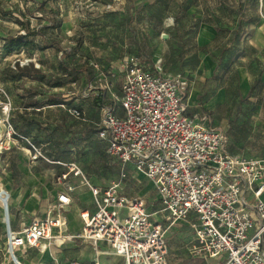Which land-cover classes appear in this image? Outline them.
<instances>
[{
	"label": "built area",
	"instance_id": "1",
	"mask_svg": "<svg viewBox=\"0 0 264 264\" xmlns=\"http://www.w3.org/2000/svg\"><path fill=\"white\" fill-rule=\"evenodd\" d=\"M258 1L264 18V0ZM168 36L162 32L161 40ZM91 64L105 84L91 85L90 90L111 89L113 79L98 61ZM120 73L119 94L113 92V103L100 105L99 118L91 121L108 155L119 162L118 177L107 185L92 182L75 159H49L42 145L19 133L10 121L16 107L8 91L0 87L4 115L0 153L23 141L31 161L43 158L65 168L56 175L60 183L57 201L43 217L16 230L4 212L0 264H22L20 250L42 251L51 243L72 238L91 241L94 256L89 261L73 258L64 262L53 257L54 264H101L104 251L99 243L107 245L121 264H168L170 230L178 222L186 223L191 231L188 251L206 264H213V259L221 264H264V157L229 152L225 132L209 126L207 115L188 111L180 94L181 74L167 73L162 58L145 64L134 54L124 55ZM58 105L75 119L89 121L84 110ZM117 105L122 113L117 112ZM130 166L153 184L159 204L156 210L149 211L141 196L125 193ZM75 178L87 186L91 208L80 210L82 226L73 234L67 230L63 212L72 203V192L78 186ZM1 192L7 203L11 192L0 187ZM157 213L161 215L156 217Z\"/></svg>",
	"mask_w": 264,
	"mask_h": 264
},
{
	"label": "rangeland",
	"instance_id": "2",
	"mask_svg": "<svg viewBox=\"0 0 264 264\" xmlns=\"http://www.w3.org/2000/svg\"><path fill=\"white\" fill-rule=\"evenodd\" d=\"M205 7L212 10L220 9L222 21L228 26L242 24L245 27L249 23H264L258 0H0V43L2 38L8 35L17 36L27 31L36 32L27 37L29 41H32L28 48L25 46L18 52L5 55L0 47V87L8 91L14 108L17 107L12 112L13 115L18 113L21 95L29 90L32 94L37 95L36 98H33L34 100L41 101L38 105L45 103L46 99L49 98L57 99V101H73L85 109L88 117L96 119L95 112L89 113L87 111L89 106L86 105L85 100L90 97L91 85L104 87L105 81L101 78L88 81L93 77V73L91 75L86 74L81 65L87 62L92 65L91 61H98L104 67L107 65L115 66V69L111 71L112 89L113 91L114 88L119 89L121 56L131 53L144 59L161 58L160 55L163 54L164 49V44H160L162 41L161 33L166 31L179 33L177 27L182 28L183 24H190L192 20L190 16H195L190 14V11ZM251 27L244 28L245 33L243 35L241 33V36L248 37L253 31ZM191 42H194L192 36ZM63 52H66L67 55L64 56ZM61 59H64V64L70 68L68 73H65L60 65ZM20 67L30 70L32 74L25 75L16 81L13 79V75L18 72ZM193 67L186 68L185 76L189 77L190 68L194 69ZM72 75L76 77L75 82L70 81ZM209 75L208 67L205 66L199 75H195V83L185 79V77L180 78V92L183 102H189L192 92L195 94L198 89H201L200 96L203 97H210L216 91L220 84L221 74L214 71L211 76ZM59 77H64L66 80L62 85L56 86L55 83ZM75 97L78 100L75 101ZM108 97H112L110 93ZM193 100L194 96L191 97L190 101ZM200 100L195 105L190 102V110L188 109V111L205 114L208 116L206 122L210 126L220 127L217 123L220 118L215 110L201 106L203 99ZM199 104L200 106H198ZM224 104V107L228 109L237 106V102L232 101L230 97L228 103L226 101ZM60 108H62L61 105H52L46 110L40 111V113L45 111L44 119L40 118L41 121L35 122L31 127L39 126L46 135L49 134L47 130L53 128L56 131V136L59 135L56 141L57 147L59 146L58 153L76 159L82 168L91 175L96 184L107 185L110 180L117 178L120 170L119 162L113 157L111 158L114 161L108 160L106 147L102 142H98L92 124L77 121L70 116H60L62 120L60 121L58 116ZM3 116V111L0 109V119ZM14 119L19 122L16 114ZM233 119H235L233 116L228 117L230 126ZM1 128L4 129V126L2 125ZM64 131H67L66 136H60V133ZM69 132H72L73 135ZM225 134L228 136L227 131ZM75 143L77 146L73 147L72 154H70L66 148ZM24 144V142L17 143L18 147L15 145V150L26 151L23 148ZM45 147L42 146V151L49 159L57 157L52 156L53 154L51 155V152L46 151ZM18 153L15 155L18 156ZM26 153L28 156L26 159L27 167L37 172L38 183L36 188L47 186L51 190L55 183L60 185L54 174L57 175L60 171L65 170L64 166L39 158L42 161L41 166L38 167L36 164L31 167L30 163L33 161L30 160L27 151ZM10 168L13 170L14 186L23 185L22 177L25 174L18 166L17 157L13 160L5 153H0V185L7 183L6 176ZM127 171L128 175L124 181L125 193L130 197L141 196L147 200L149 211L156 210L159 207L157 192L151 181L135 172L131 166ZM40 174L44 176H40ZM40 191L42 192V190ZM32 192L33 195H37L39 201L42 200L43 195L38 191L32 190ZM28 193L31 192L27 188L19 189L14 195L15 198H19V204L15 208L10 206L8 210L13 215L11 218L13 227L24 225L35 217H43L49 210L47 206L39 208L36 212L35 209H30L26 205ZM0 199L4 203L6 202V195L2 192ZM87 199L84 200V203L91 204V197ZM10 203H12L11 200ZM3 206L0 201V236L2 238L5 237L6 231ZM83 207L86 206L80 205L79 208ZM70 210L73 215V224L77 226L79 220L76 207H71ZM66 213L68 211L63 212V214ZM160 215V213L155 214L156 217ZM190 239L191 231L186 223L178 222L172 226L168 264H206L201 258L188 251L187 246ZM2 245H5V241L2 242ZM56 250H33L24 262L26 264H54L50 251L54 255L53 257L59 259V252L57 253ZM90 250L88 247L82 249L83 254H88ZM22 251L28 250L22 249ZM76 252L79 251L70 250L64 253L74 255ZM104 257L107 258L105 263H112L114 258V256L105 254ZM212 263L221 264L217 263L216 259H213Z\"/></svg>",
	"mask_w": 264,
	"mask_h": 264
},
{
	"label": "crops",
	"instance_id": "3",
	"mask_svg": "<svg viewBox=\"0 0 264 264\" xmlns=\"http://www.w3.org/2000/svg\"><path fill=\"white\" fill-rule=\"evenodd\" d=\"M196 10L197 9L195 8V10L190 11V14L195 15L193 16L194 18L198 17L202 20L198 25L196 31L191 34L193 36L194 42L196 43V46L189 47V45L185 44L183 46L181 45L178 50L176 49V39H178L179 37L171 36V31L165 32L168 33L169 36L166 40H162L160 43L164 44L163 54L160 55L167 65L166 67H164V70L167 73H180L181 78L185 77V79H188L193 83H195L196 81L195 75H199V72L201 71V69H204L205 66L208 67V72L210 74L209 76H211L214 71L221 74V77L219 78L220 84L218 85L216 91H214V93L211 94L210 97L200 96L202 93L201 89L195 91V94L192 92L194 100L190 101L192 97L191 96L189 98V102H186L188 105V109L190 106V102L191 104L195 105L197 102L201 101L200 99L202 98L203 102L201 103L203 104L201 106L213 108L212 110H215V113L220 118V120H218L217 122L220 127H212L220 128L224 132L227 131L228 136L225 142V146L229 152H244L247 156L264 157V23H249L246 24L245 27H243L242 24L228 26L222 21V11H220V9L212 10L209 7H205L204 9L200 8V10ZM238 15L240 16V14ZM216 17L219 19V22L215 20ZM189 26L190 24H183L182 28H178L179 33L182 34L183 30L189 29ZM249 26H252L251 28H253V31L249 34V36H240V38L236 39V31L239 32L240 35L241 33L243 35L245 33L243 31L244 28H249ZM188 36L189 34H183L182 39L186 40L188 39ZM192 56H195V59L198 60V64L181 65L184 61L191 58ZM172 58L177 59V63L174 64L170 62V59ZM190 66H194V69L190 68L189 77H187L185 76L184 71ZM112 88H108L106 90L104 89L107 95L110 93L112 96L113 92L117 93L119 90L117 88H114L113 91ZM23 94L26 96L27 92H24ZM89 94L90 97L85 100L86 105L89 106L87 111L89 113L92 111L95 112L97 118L94 120H97L99 118L98 107H96L92 103L93 96L97 94V90H91ZM36 97L37 95L34 96V98ZM229 97L232 101L237 102V106L233 109L224 107V103L226 101L228 103ZM76 100L78 99L75 98V101ZM71 103L75 104L73 101H71ZM49 106L52 105L45 104L40 108H36V110H46V108ZM198 106H200V104ZM31 109L32 107L28 108L27 114L29 116H31ZM116 110L118 113H122V109L119 105H117ZM35 115L44 119L45 111ZM58 116L59 118L60 116L68 117L63 108L59 109ZM231 116H233L235 119H233L230 126L228 123V117ZM60 121H62L61 118ZM0 130H2L1 127ZM62 134L63 133H60V136H62ZM58 136H56V138ZM101 142L104 144L103 141ZM46 143H44V146H47ZM16 146H13V148L9 151L2 152L9 155V158L11 157L13 158V160L15 159V157H17L18 166L20 169H22V173L25 174V176L22 177L24 184L16 187L13 183V170L12 168H10L7 171V183L0 185V187L9 190L12 195L11 199H9L3 206V213L5 212V216L7 219H11L13 216L11 213L8 214L10 206H13L15 208L19 204V198L14 197L15 193L19 189L24 190L27 188V190L31 192L28 193V197L26 198V205H28L30 209H35L36 212L39 208L45 206L49 207L48 209H50V207H52V205L57 201V193L60 188V185H57L56 183L51 190L47 186L36 188V184L38 183V177L36 176L37 172L27 167L26 159L28 158V156L26 151H16ZM23 148L26 150L25 144ZM46 149H48V147H46ZM16 153H18V156L15 155ZM41 162V159H37L30 164L31 167L35 166L36 164H38V167H40ZM41 175L42 174H40V176ZM54 176H56V174H54ZM91 179V181L94 180L93 178ZM75 181L78 183V186L72 192V203L65 206L64 208L65 211H68V213H66L68 219V232L73 234L78 233L82 226V221L79 214V211L82 209L79 208L80 205L86 206L83 208H91L88 207L89 205H91L90 203H84V200L90 197L87 186L81 185V181L78 178H75ZM31 189L33 191H38V193L43 195L41 201H39L38 197H36L37 195H33ZM40 190H42V192ZM82 195L84 197H81ZM10 200L12 201V203H10ZM71 207H76V213L79 220L77 226H74L73 224L74 220L70 210ZM31 220L32 219H30L26 224H28ZM24 225L13 228L19 230ZM3 241H5V237L2 238L0 236V249H3V246H5L2 245ZM98 246L99 249H102V251H104V253L100 257L101 264H121V259L115 254L111 253L110 248L107 245H105L104 243H99ZM87 247L91 249L90 252L88 254H83L82 249H85ZM46 249H57V253L59 252V261L61 262L73 258H78L83 261H89L94 256L93 244L91 243V241L82 238H72L62 241L61 243H51ZM27 250L29 252L22 250L19 251L20 259L21 261H23L21 262L22 264H26L24 260L26 261L28 254L36 249L29 248ZM70 250H78L79 252H76V254L74 255L64 253L69 252ZM50 254L52 255L51 258H53L54 255L51 253V251ZM104 254L108 256H114V258L112 259V263H105L107 261V258L104 257ZM103 257L104 260L102 259Z\"/></svg>",
	"mask_w": 264,
	"mask_h": 264
},
{
	"label": "trees",
	"instance_id": "4",
	"mask_svg": "<svg viewBox=\"0 0 264 264\" xmlns=\"http://www.w3.org/2000/svg\"><path fill=\"white\" fill-rule=\"evenodd\" d=\"M1 14V12H0ZM192 18L191 20V23H190V26H189V29L187 30H183L182 31V34L181 33H175L172 31L170 32L171 33V36H174V37H179L178 39H176V49L180 48L181 45H189V47H194L196 46V43L195 42H191V34L194 33L198 27V25L200 24V22L202 21L200 18L198 17H193L192 15L190 16ZM216 21L219 22V19L216 17L215 19ZM240 27V26H239ZM238 27V28H239ZM178 29V27H177ZM36 32L34 31H27L26 33H23V34H20V35H17V36H13V35H8V36H5L2 38L3 40V45H2V51L5 55H10L12 54L13 52H18L21 48H24L25 46H27V48L29 47V45L32 43V41H29L27 39V37L29 35H32V34H35ZM183 34H189V36L187 37L188 39L184 40L182 39V35ZM240 34L239 32L236 31L235 33V37L236 39L240 38ZM193 38V36H192ZM44 43H46V41H44ZM179 50V49H178ZM181 51V50H180ZM129 55H132L131 53H128ZM127 54V55H128ZM63 55L66 56L67 53L66 52H63ZM124 56V55H123ZM121 56V57H123ZM140 61L142 63H152V60L150 58L148 59H144V58H140L138 55H136ZM120 57V58H121ZM92 62V61H91ZM170 62L172 63H177V59H170ZM185 64H192V65H196L198 64V60L195 59V56H192L191 58L187 59L186 61H184L181 65H185ZM60 65L61 67L63 68L64 72L65 73H68V71L70 70V68L64 64V59H61V62H60ZM105 74H107L109 76L110 79H112L111 77V66L110 65H107V66H103L101 64ZM162 66L163 68L166 67V63L163 61L162 59ZM81 68L82 70L88 74V75H91L93 73V77L88 80V81H91V80H94V78H100V75H99V71L96 70L92 65H90V63H85V64H82L81 65ZM38 71V69H36ZM95 73V74H94ZM32 73L30 72V70H25L24 67H20V69H18V72L16 74L13 75V79L14 80H20L21 77L25 76V75H31ZM42 77H44V75H42ZM66 79L64 77H59L57 78L56 80V83L55 85L56 86H60L63 84V82L65 81ZM70 81L72 82H75L76 81V77L75 75H72L71 76V79ZM97 90V94H95L93 96V105H95L96 107H99L100 105L104 104V103H113L112 102V99L110 97H108L107 93H105L104 89L103 88H100V89H96ZM27 92V95L25 96L24 94L21 95L20 99H21V104H20V107L19 108H22V110H18L17 112L18 113H15L17 115V118L19 119V122H16V119L15 118V114L13 115V113L11 114L10 116V121L12 122V124L14 125L15 129L23 134V135H26V136H31L32 137V140L38 144L39 142V145H42L44 146V143L47 144L46 147H48V149H46L45 147V150L46 151H49L51 152V155L52 156H57L56 158H50L51 160H60V161H70V160H73L72 157H65V155H61L58 153V149H59V146L57 147V143L56 141L58 140V137L56 138V131H54L53 128H51L50 130H47L49 132L48 135H46V133L44 132L43 129L36 127V128H32L31 125H33L35 122H40L41 119L40 117L38 118L37 115L35 114H39L40 113V110H36V108H40L41 105H45V104H48V105H58L60 103H63L65 104L66 106H76L78 107L79 109L81 110H84L85 109L83 107H80L78 106L77 104H72L70 101H65V100H62V101H57V99H53V98H49V99H46V102L41 104V105H38L41 103V101H38V100H34V96H36L35 94H32L31 91H26ZM119 90L117 92V94H119ZM77 98V97H75ZM29 107H32L31 109V116H29L27 113H28V108ZM17 108V107H16ZM16 108L14 110H16ZM14 110L12 112H14ZM64 112L66 113V115L70 116L68 114V112L64 109ZM87 115V113H86ZM72 117V116H70ZM88 117V116H87ZM74 118V117H73ZM89 118V121H84V122H87V123H91L93 128H94V125L93 123L91 122L92 120L94 121V119H91L90 117ZM63 119V118H62ZM75 119V118H74ZM77 120V119H75ZM77 121H82V120H77ZM94 131H95V134H96V130L94 128ZM67 134V131H64L62 136H66ZM69 134L73 135L72 132H69ZM97 136V135H96ZM47 138V139H46ZM49 138V139H48ZM101 139L98 138V142L101 143ZM105 145V143H104ZM74 146H77L76 143L72 146H70L69 148H66V150H68L70 152V154L72 153V148ZM106 147V146H105ZM105 151H106V148H105ZM106 154L108 156V160L111 159V161H114V159L111 158L110 155H108L107 151H106ZM49 158V157H48ZM76 160V159H75ZM84 170V169H83ZM87 174V176L91 179V175L86 171L84 170ZM61 172V171H60ZM95 183V181H92ZM96 184V183H95Z\"/></svg>",
	"mask_w": 264,
	"mask_h": 264
}]
</instances>
